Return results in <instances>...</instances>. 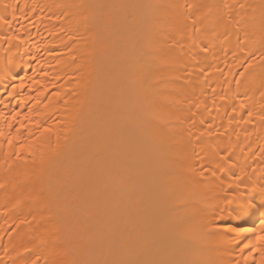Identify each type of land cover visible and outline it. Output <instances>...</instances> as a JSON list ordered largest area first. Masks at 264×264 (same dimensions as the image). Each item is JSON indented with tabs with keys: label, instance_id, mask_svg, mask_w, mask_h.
<instances>
[{
	"label": "bare ground",
	"instance_id": "bare-ground-1",
	"mask_svg": "<svg viewBox=\"0 0 264 264\" xmlns=\"http://www.w3.org/2000/svg\"><path fill=\"white\" fill-rule=\"evenodd\" d=\"M262 12L0 0V264H255Z\"/></svg>",
	"mask_w": 264,
	"mask_h": 264
},
{
	"label": "snow or ice",
	"instance_id": "snow-or-ice-1",
	"mask_svg": "<svg viewBox=\"0 0 264 264\" xmlns=\"http://www.w3.org/2000/svg\"><path fill=\"white\" fill-rule=\"evenodd\" d=\"M261 7L262 9H264V0H261ZM262 16H264V12H262ZM24 85L21 84L20 87L22 88ZM9 96L12 95L11 92L8 93ZM45 131H49V129H45ZM4 133L2 131H0V136H3ZM12 138H9L8 140V144L9 146L11 147L12 146ZM253 187H255V183H253ZM261 192H264V188H261L260 189ZM236 199V202H240L239 201V197L235 198ZM259 224H260V231L258 233H255V239L256 241L258 242H261L262 244H264V218H262L260 221H259ZM230 231H233V232H237V233H240V234H244V233H249V234H252L251 230L248 229V228H232L230 229ZM210 233H207L205 232L203 234V236L201 237V239H207L209 237ZM249 244H251V241H249ZM249 244H245L243 246V248L241 249V251L244 250V248H247L249 246ZM252 251L255 253V252H258L259 254V258L258 259H255V264H264V247L262 248H253ZM244 259L247 261L249 259V257H244Z\"/></svg>",
	"mask_w": 264,
	"mask_h": 264
}]
</instances>
